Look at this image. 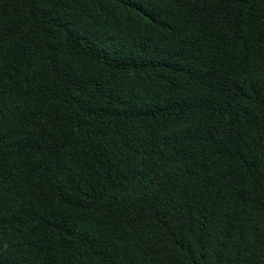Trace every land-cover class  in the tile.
<instances>
[{
    "label": "trees",
    "instance_id": "16d2710c",
    "mask_svg": "<svg viewBox=\"0 0 264 264\" xmlns=\"http://www.w3.org/2000/svg\"><path fill=\"white\" fill-rule=\"evenodd\" d=\"M0 264H264V0H0Z\"/></svg>",
    "mask_w": 264,
    "mask_h": 264
}]
</instances>
